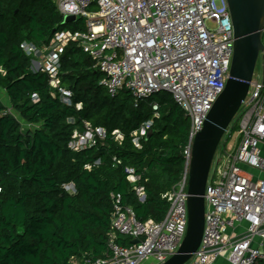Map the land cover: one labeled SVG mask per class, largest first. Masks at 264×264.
<instances>
[{
	"label": "trees",
	"instance_id": "1",
	"mask_svg": "<svg viewBox=\"0 0 264 264\" xmlns=\"http://www.w3.org/2000/svg\"><path fill=\"white\" fill-rule=\"evenodd\" d=\"M62 20L55 0H0V88L10 104L0 102V264H82L87 257H107L111 196L121 195L139 222H160L168 209L162 195L185 169L190 122L170 94L137 106L125 89L109 97L100 85L103 74L75 43L64 48L58 73L60 86L71 92L70 105L46 73L31 71L22 42L42 46L56 31L85 30L83 18ZM147 122L150 135L138 148L132 134ZM22 123L33 129L23 132ZM86 126L102 129L105 138L73 152L72 134ZM126 167L141 176L143 203L127 181ZM67 184L74 194L64 190Z\"/></svg>",
	"mask_w": 264,
	"mask_h": 264
},
{
	"label": "built area",
	"instance_id": "2",
	"mask_svg": "<svg viewBox=\"0 0 264 264\" xmlns=\"http://www.w3.org/2000/svg\"><path fill=\"white\" fill-rule=\"evenodd\" d=\"M55 3L62 18H83L85 30L56 31L47 44L22 42L20 49L30 58L32 72L49 76V84L57 90L63 104L70 105L71 92L60 86V57L69 43H75L103 74L100 85L109 97L125 89L137 106L157 94L168 93L189 119L188 142L183 150L185 169L180 181L162 195L168 204L163 220L141 223L132 208L123 204L121 195H112L108 255L87 257L82 262L141 264L152 259L154 264H162L176 253L186 232L188 163L193 139L203 128L229 76L234 38L227 2L55 0ZM90 8L96 11L91 12ZM261 59L262 74L257 80L252 76L247 95L234 117L238 140L224 159L223 148V154L215 162L212 160L204 191L202 238L187 264H214L223 253H227L231 264L264 262V58ZM32 98L37 100L35 95ZM152 110L157 116L156 103L152 104ZM150 126L151 122H147L133 132L138 148ZM113 136L114 141H122L118 131ZM104 138L102 129L86 126L82 133L73 132L68 148L79 152ZM124 171L138 201L143 203L146 192L140 184L141 176L133 168L126 167ZM63 188L75 193L72 184ZM119 237L129 242L119 244ZM133 240L137 243H132Z\"/></svg>",
	"mask_w": 264,
	"mask_h": 264
},
{
	"label": "water",
	"instance_id": "3",
	"mask_svg": "<svg viewBox=\"0 0 264 264\" xmlns=\"http://www.w3.org/2000/svg\"><path fill=\"white\" fill-rule=\"evenodd\" d=\"M233 28V56L221 95L193 139L187 180V227L183 240L162 264H187L199 247L205 215L204 191L219 143L244 101L261 53L264 58V0H226ZM66 16L62 23L73 22ZM150 135L148 132L146 138ZM225 143V141H224ZM136 244L137 241L133 240Z\"/></svg>",
	"mask_w": 264,
	"mask_h": 264
},
{
	"label": "rangeland",
	"instance_id": "4",
	"mask_svg": "<svg viewBox=\"0 0 264 264\" xmlns=\"http://www.w3.org/2000/svg\"><path fill=\"white\" fill-rule=\"evenodd\" d=\"M89 10L91 12H95L96 11L95 8H90ZM263 44H264V35H263ZM261 74H262V59H261V55H259L258 59H257L256 66H255V70H254L253 80H257L260 77ZM0 102L4 106H5V103H7L6 95L1 90V88H0ZM232 125L235 127V130H234V132H227V133L225 132V134H224V136H223L221 142L219 143V145L217 147V150L215 152V155H214V158H213L214 162L217 160V158H218V156L220 154H223V151H222L223 148H224V152H225L224 155H223V159L225 158V154H230L232 149L234 148L237 140H238V133H237L238 132V128H237L236 122L234 121ZM21 129H22L23 132H25L26 130L33 129V127L29 126V125H26L25 123H22L21 124ZM229 134H230V136H229ZM224 141H225V143H224ZM250 174H251V172H250ZM252 174H254L256 176L257 172H254Z\"/></svg>",
	"mask_w": 264,
	"mask_h": 264
},
{
	"label": "crops",
	"instance_id": "5",
	"mask_svg": "<svg viewBox=\"0 0 264 264\" xmlns=\"http://www.w3.org/2000/svg\"><path fill=\"white\" fill-rule=\"evenodd\" d=\"M2 90V89H1ZM3 91V90H2ZM4 92V91H3ZM5 93V92H4ZM6 95V94H5ZM6 98H7V96H6ZM5 106L7 107V108H10V104H9V101H8V98H7V103H5ZM244 228V225H243V227H241V230ZM72 263L73 264H80L78 261H76V260H73L72 261ZM141 264H154V261L152 260V259H148V260H146V261H144V262H142ZM214 264H231L230 262H229V260L227 259V253H223L222 255H221V257H219V258H217L216 259V261L214 262Z\"/></svg>",
	"mask_w": 264,
	"mask_h": 264
},
{
	"label": "flooded vegetation",
	"instance_id": "6",
	"mask_svg": "<svg viewBox=\"0 0 264 264\" xmlns=\"http://www.w3.org/2000/svg\"><path fill=\"white\" fill-rule=\"evenodd\" d=\"M264 33V32H263ZM264 35V34H263Z\"/></svg>",
	"mask_w": 264,
	"mask_h": 264
},
{
	"label": "bare ground",
	"instance_id": "7",
	"mask_svg": "<svg viewBox=\"0 0 264 264\" xmlns=\"http://www.w3.org/2000/svg\"><path fill=\"white\" fill-rule=\"evenodd\" d=\"M190 160V159H189Z\"/></svg>",
	"mask_w": 264,
	"mask_h": 264
}]
</instances>
